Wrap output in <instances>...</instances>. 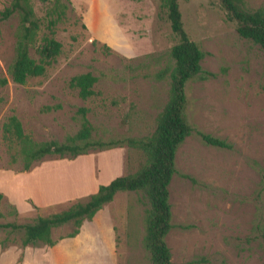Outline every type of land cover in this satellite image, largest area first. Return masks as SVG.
<instances>
[{"label": "rangeland", "instance_id": "rangeland-1", "mask_svg": "<svg viewBox=\"0 0 264 264\" xmlns=\"http://www.w3.org/2000/svg\"><path fill=\"white\" fill-rule=\"evenodd\" d=\"M29 1L39 22L37 41L28 49L34 60L40 38L48 35L46 13L56 7L53 16L61 9L63 15L52 27L60 53L42 76L23 85L6 73L14 57L17 15L0 22V78L7 79L0 87V223L17 225L83 201L90 194L76 191L72 199H55L82 182L85 170L84 184L96 177L95 184L105 185L101 172L107 159L115 178L134 172L140 154L123 146L103 150L101 158L98 150L77 160L46 155L25 172L16 141L2 135L7 117L14 115L23 134L37 143H61L75 134L81 107L93 140L148 136L167 98V81L154 75L166 66L175 43L159 13L162 0ZM9 2L0 0V11ZM244 3L250 11L264 8V0ZM178 6L186 33L204 54L201 77L185 85L187 122L231 148L206 146L192 131L176 149V172L167 187L170 262L264 264L259 242L246 241L253 222L264 219L259 175L264 172V52L240 38L217 5L178 0ZM82 73L96 78L93 95L85 100L68 87V80ZM146 207L140 193H116L74 237H65L73 230L70 223L52 229L51 237L61 238L52 247H21L19 232L0 230V264H148L141 244Z\"/></svg>", "mask_w": 264, "mask_h": 264}, {"label": "trees", "instance_id": "trees-1", "mask_svg": "<svg viewBox=\"0 0 264 264\" xmlns=\"http://www.w3.org/2000/svg\"><path fill=\"white\" fill-rule=\"evenodd\" d=\"M49 2L50 0H40ZM67 2V0H64ZM215 4L223 12L226 22L233 25L236 34L264 52V8L247 10L244 0H206ZM58 1L54 0V5ZM47 12L46 29L48 35L42 36L35 52L38 59H32L28 49L37 41L39 22L29 0H10L7 7L0 11V22L16 14L18 27L15 31L14 57L7 67L6 73L10 81L23 85L28 78L42 76L45 68L60 53V43L53 38L52 27L63 15L61 9L56 16V7ZM159 13L168 24L175 43L169 48L166 66L154 75L155 80L167 81V98L156 115L153 131L148 136L139 138L125 137L107 142L91 139V126L83 107L77 109L79 128L72 136H66L61 143L56 141L34 142L23 134L21 125L14 115L7 117L2 124V135L5 139L16 141L18 156L23 171H28L30 164L46 155H54L62 159L85 155L92 150H109L123 146L136 150L140 154V162L136 170L130 174L115 177L106 185L86 196L83 201L71 203L65 210L48 216H38L32 223L17 225L0 223V230L7 233L19 232V243L25 246L52 247L58 239L51 237V230L65 224H72L73 230L65 237L72 238L78 234L83 221H90L94 215L108 204L116 193H140L146 200L143 210L142 248L147 254L148 264H171L170 253L165 237L172 228L170 205L167 187L172 175L176 172L174 155L176 149L189 136L193 128L185 116V85L192 79L200 78L202 70L200 61L203 52L199 45L192 41L186 33L179 11L178 0H162ZM106 48V47H104ZM96 78L90 73L72 76L68 87L76 90L78 98L85 100L93 95L92 86ZM7 83L5 77L0 78V87ZM200 142L218 149H230L225 140L212 137L200 131H193ZM261 189L264 187V172L259 171ZM184 178L192 181L189 177ZM260 189V191H261ZM2 195L0 194V201ZM264 219H256L251 227L247 243L258 241L264 251ZM4 247V245L1 244ZM190 261L186 264H192Z\"/></svg>", "mask_w": 264, "mask_h": 264}, {"label": "crops", "instance_id": "crops-1", "mask_svg": "<svg viewBox=\"0 0 264 264\" xmlns=\"http://www.w3.org/2000/svg\"><path fill=\"white\" fill-rule=\"evenodd\" d=\"M114 150V149H113ZM113 150H110V151H113ZM105 152L104 151H101V152H99L96 156L97 157H100L101 158V156H104L103 154H104ZM86 155V154H85ZM85 155H81V156H84L85 157ZM81 156H77L76 158H75V160H77V159H79V157H81ZM87 156V155H86ZM90 156V155H89ZM82 158V157H81ZM86 158V157H85ZM102 158H104V157H102ZM117 159H118V162H119V158L117 157ZM96 161V160H95ZM72 162H75L74 160L73 161H71V163ZM92 163H94V167H95V165H97V163L96 162H92ZM120 163V162H119ZM112 166L109 164V162H108V159H107V161L105 162V166H104V168H103V170H102V175H103V177L104 178H107V182L105 183V185L106 184H108L112 179H114V178H112V176H111V172H112ZM85 172H86V170L83 172V180H82V182H80L79 184H76V186H74V187H71L70 189H68V190H66V192L64 193V195L63 196H58L56 199H55V202H58V201H64V200H67V199H72L73 198V196H74V194L76 193V191H80V192H82L80 195H84L85 193L86 194H92V193H94L96 190H97V187H98V184H95L96 182H97V178L96 177H93V178H90V180L86 183V184H84L86 181H87V177L84 175L85 174ZM109 179V180H108ZM95 182V183H94ZM87 189H89V190H87ZM79 196V195H78ZM100 211V210H99Z\"/></svg>", "mask_w": 264, "mask_h": 264}]
</instances>
